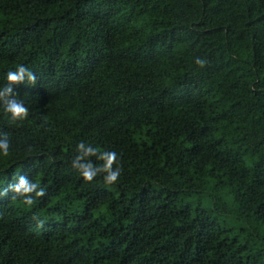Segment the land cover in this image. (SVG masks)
I'll return each mask as SVG.
<instances>
[{"label":"trees","instance_id":"1","mask_svg":"<svg viewBox=\"0 0 264 264\" xmlns=\"http://www.w3.org/2000/svg\"><path fill=\"white\" fill-rule=\"evenodd\" d=\"M20 64L0 264H264V0H0V90ZM107 151L114 184L73 167Z\"/></svg>","mask_w":264,"mask_h":264},{"label":"clouds","instance_id":"2","mask_svg":"<svg viewBox=\"0 0 264 264\" xmlns=\"http://www.w3.org/2000/svg\"><path fill=\"white\" fill-rule=\"evenodd\" d=\"M194 63L199 67L203 68L207 61L206 59L197 56L194 59ZM26 74L28 81L34 84L36 81L35 73H33L23 64L17 66L15 70L8 71L6 73V80L9 83L4 85L3 89L0 90V96L6 95L8 92H11L12 83L23 82ZM4 107L5 111L11 114V119L13 121L23 120L28 114V109L24 106L23 102L16 99L8 100ZM76 147L78 149L85 148L84 143L82 141L78 142ZM8 151L9 142L6 139L0 140V155L6 156L8 154ZM94 151V149L88 148L85 150V154L93 153ZM79 159L80 158L77 157V159L73 161V167L77 169V171L85 181H92L95 177L98 176V172L100 170H103L107 173V175L103 177L104 182L106 184H114L117 182L118 177L120 175L119 164H117V167L115 169L112 168L113 163L117 161L116 152L107 151L103 154L102 159L104 163L102 169H94L90 163H79ZM9 187H11L12 190L17 193L19 197L22 198V204L27 207L32 206L34 197H41L45 194L44 188L40 187L38 181L30 182L25 177H19L18 182L14 185H10ZM43 223V220L38 221V227L42 226Z\"/></svg>","mask_w":264,"mask_h":264}]
</instances>
